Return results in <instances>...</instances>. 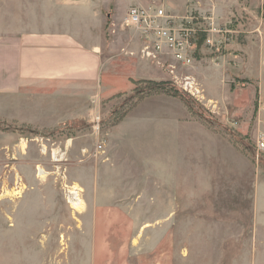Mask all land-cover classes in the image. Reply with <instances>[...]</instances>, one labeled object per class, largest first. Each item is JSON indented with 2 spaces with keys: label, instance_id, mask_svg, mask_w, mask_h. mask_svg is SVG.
<instances>
[{
  "label": "rangeland",
  "instance_id": "rangeland-1",
  "mask_svg": "<svg viewBox=\"0 0 264 264\" xmlns=\"http://www.w3.org/2000/svg\"><path fill=\"white\" fill-rule=\"evenodd\" d=\"M146 1L193 15L199 27L213 18L215 47L198 34L194 67L178 70L196 78L201 95L122 54L129 35L119 16L105 14L104 55L119 75L137 61L160 75L115 84L85 117L56 127L0 118V264H75L91 249L96 264H264V153L256 149L264 134V13L252 14L245 0ZM211 2L220 14L207 11ZM147 81L177 94L146 93L156 88ZM188 131L197 155L212 153L210 188L200 186V160L177 171L180 188L157 187L161 164L168 181L172 162L160 161L156 139L169 154ZM75 185L81 211L68 203Z\"/></svg>",
  "mask_w": 264,
  "mask_h": 264
},
{
  "label": "crops",
  "instance_id": "crops-1",
  "mask_svg": "<svg viewBox=\"0 0 264 264\" xmlns=\"http://www.w3.org/2000/svg\"><path fill=\"white\" fill-rule=\"evenodd\" d=\"M245 2L252 14L260 9L264 13V0ZM146 5V0H0V118L56 127L76 119L74 114L85 117L93 98L118 88L115 84L159 76L151 64L142 61L119 75L118 67L104 55L105 14L119 16L120 23L131 7ZM210 5L208 12L220 14V8ZM107 74L108 85L103 84ZM114 78L118 83L110 80ZM159 145L157 155L160 161L172 162V173L167 181L169 174H164L161 164L157 187L180 188L177 171H190L194 161L200 160L204 162L200 186L210 188L212 153L207 148L197 155L193 132L174 139L169 154L162 152L163 141L158 138L156 149ZM195 176L186 174L192 180ZM189 187L195 188V182ZM94 254L91 249L89 259L77 258L75 264H96Z\"/></svg>",
  "mask_w": 264,
  "mask_h": 264
},
{
  "label": "built area",
  "instance_id": "built-area-1",
  "mask_svg": "<svg viewBox=\"0 0 264 264\" xmlns=\"http://www.w3.org/2000/svg\"><path fill=\"white\" fill-rule=\"evenodd\" d=\"M196 20L194 21L193 15L177 16L173 10L170 11L160 3H153L150 8L133 6L119 23L122 32L129 35L121 53L151 62L161 70L168 71L172 79L180 81L179 85L183 91L194 97L200 96L201 90L196 78L191 74H178V70H192L194 67L198 34L206 35V47H215L212 35L217 33V29L213 28V18H205L208 23L204 24V27H199ZM93 120L98 130L99 116ZM102 148L103 146L99 145L98 149ZM256 149L264 153V134L258 136ZM68 196L74 200L81 198L80 193L78 197L74 194ZM68 203L72 210L78 211L69 200Z\"/></svg>",
  "mask_w": 264,
  "mask_h": 264
},
{
  "label": "bare ground",
  "instance_id": "bare-ground-1",
  "mask_svg": "<svg viewBox=\"0 0 264 264\" xmlns=\"http://www.w3.org/2000/svg\"><path fill=\"white\" fill-rule=\"evenodd\" d=\"M38 171H39V177L44 178V177L46 176V172H45L41 167H39ZM19 192H20V191H19ZM68 192H69V194H74L75 197H76V196L78 197L79 193L82 192V189H81L80 187H77V186L75 185V186H74L73 188H71V190L68 191ZM69 201H70L71 205H72L75 209H77L78 211H81V209L85 206V202L83 201V199H81V198H79V197H78V200H74V198H72V197L69 196Z\"/></svg>",
  "mask_w": 264,
  "mask_h": 264
},
{
  "label": "trees",
  "instance_id": "trees-1",
  "mask_svg": "<svg viewBox=\"0 0 264 264\" xmlns=\"http://www.w3.org/2000/svg\"><path fill=\"white\" fill-rule=\"evenodd\" d=\"M150 85L156 86V88H150L146 93H153L152 91H159L164 94L173 95L175 96L177 94V90H175L170 84L167 82L156 84L154 82L147 81ZM148 95V94H147Z\"/></svg>",
  "mask_w": 264,
  "mask_h": 264
}]
</instances>
